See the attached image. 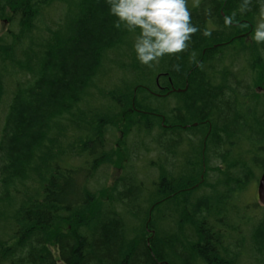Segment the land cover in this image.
<instances>
[{
	"label": "trees",
	"instance_id": "obj_1",
	"mask_svg": "<svg viewBox=\"0 0 264 264\" xmlns=\"http://www.w3.org/2000/svg\"><path fill=\"white\" fill-rule=\"evenodd\" d=\"M240 3L188 0L211 36L147 67L104 0H0V264H264V206L246 199L264 172V44L256 0ZM157 83L183 90L170 108Z\"/></svg>",
	"mask_w": 264,
	"mask_h": 264
},
{
	"label": "clouds",
	"instance_id": "obj_2",
	"mask_svg": "<svg viewBox=\"0 0 264 264\" xmlns=\"http://www.w3.org/2000/svg\"><path fill=\"white\" fill-rule=\"evenodd\" d=\"M108 15L113 17V27L134 33L132 51L139 64L152 67L165 56L186 51L192 36L197 32L207 38L212 28L201 29L192 23L188 0H104ZM252 0H241L239 13L248 12ZM257 13L252 24L250 40L264 44V0H256ZM237 13L223 18L230 28Z\"/></svg>",
	"mask_w": 264,
	"mask_h": 264
},
{
	"label": "rangeland",
	"instance_id": "obj_3",
	"mask_svg": "<svg viewBox=\"0 0 264 264\" xmlns=\"http://www.w3.org/2000/svg\"><path fill=\"white\" fill-rule=\"evenodd\" d=\"M61 13L62 11L59 12V15L57 17V22H60L61 21V18L59 19V17H61ZM9 17V13L7 15V18ZM6 18V20H7ZM14 29V27L10 24V23H7V21H3L2 24H1V28H0V35H5L9 32V30L11 29ZM9 39V38H8ZM247 45L249 46V44L247 43ZM231 63V62H230ZM234 64H235V69H238L240 70V68L242 67V64L244 65V63L242 62V64H240L239 62H236L234 61ZM259 92H262L264 93V91H262L261 89H259ZM166 97L168 98H152L151 101H152V104H155V105H161L160 107H162L164 110L166 108H170V105L172 104V100H174L175 98V95L174 94H170V95H167ZM137 145V144H136ZM131 156L133 157H136L137 154L135 152H132ZM158 159L157 156L153 155L151 156V159ZM146 159L145 157L143 159H141L139 161V164L142 166V167H145L147 165H149V161H142ZM215 162V159H213L212 163L214 164ZM122 171H120V168H116V167H113L110 171V174H109V178L107 179V181H103V179L100 177V176H97L96 179L99 181L98 184H97V187L99 188V186H105V188L108 190H111V188L113 187V184L117 181L116 179L118 178V176L121 174ZM152 172V176H154V178H157L158 177V174L157 172L154 170V171H151ZM105 180V179H104ZM257 187H258V184L257 186H251V190H250V193L248 196H246V199L247 200H252V201H255L257 200ZM253 211L257 212V214H263L264 213V207L262 208H254ZM52 253L55 255V257L58 258V253L57 251L54 249V248H50ZM58 264H63L62 262H60L59 258H58ZM242 264H246V261H244ZM248 264V263H247Z\"/></svg>",
	"mask_w": 264,
	"mask_h": 264
},
{
	"label": "water",
	"instance_id": "obj_4",
	"mask_svg": "<svg viewBox=\"0 0 264 264\" xmlns=\"http://www.w3.org/2000/svg\"><path fill=\"white\" fill-rule=\"evenodd\" d=\"M173 91L176 92H181L182 90H176L174 89ZM257 196H258V201L259 203L264 206V172L262 173L259 182H258V187H257ZM168 264V263H166Z\"/></svg>",
	"mask_w": 264,
	"mask_h": 264
},
{
	"label": "flooded vegetation",
	"instance_id": "obj_5",
	"mask_svg": "<svg viewBox=\"0 0 264 264\" xmlns=\"http://www.w3.org/2000/svg\"><path fill=\"white\" fill-rule=\"evenodd\" d=\"M158 82V80H157ZM158 84V83H157ZM171 86H161L160 84H158V88L162 91L161 93H158L157 95L158 96H161V97H165L167 95H170L172 92H175L173 91L174 90V87L172 86V83H170ZM178 90H182V89H178ZM164 91V92H163ZM183 91V90H182ZM165 121V119H164ZM164 127L168 128L169 125L168 124H165Z\"/></svg>",
	"mask_w": 264,
	"mask_h": 264
}]
</instances>
